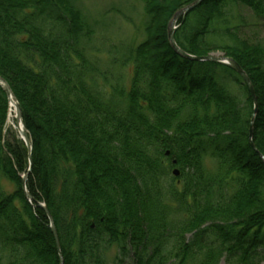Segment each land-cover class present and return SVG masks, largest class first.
Masks as SVG:
<instances>
[{
    "label": "trees",
    "instance_id": "obj_1",
    "mask_svg": "<svg viewBox=\"0 0 264 264\" xmlns=\"http://www.w3.org/2000/svg\"><path fill=\"white\" fill-rule=\"evenodd\" d=\"M79 1L0 0V77L32 145L29 155L15 133L4 135L0 87V264H61L40 204L63 264H129L130 255L132 264L264 263V40L241 36L233 21L240 7L264 20V0H204L174 35L186 53H223L248 74L256 150L242 79L170 46V21L196 0H134L143 3L145 39L123 59L129 87L112 95L74 51L93 33Z\"/></svg>",
    "mask_w": 264,
    "mask_h": 264
},
{
    "label": "rangeland",
    "instance_id": "obj_2",
    "mask_svg": "<svg viewBox=\"0 0 264 264\" xmlns=\"http://www.w3.org/2000/svg\"><path fill=\"white\" fill-rule=\"evenodd\" d=\"M77 4L88 18L93 30L90 36L81 38L78 45L74 47V51L78 49L83 52L88 60L90 68L88 76H92L109 95L113 94L111 88L118 84L128 88L132 69L130 66L123 65V59L127 58V51L131 46H137L145 39L142 29L145 20L143 3L134 0H80ZM233 21L234 30L237 29V25L241 36L254 42L264 40V20L257 19L248 9L235 8ZM62 29L61 26H56L54 31L56 34H61ZM71 55L76 63L79 62L75 53L71 51ZM213 55L225 56L220 52ZM225 78L232 79L228 76ZM222 83L227 85L233 95L241 94L239 86L232 81L226 80ZM14 128L15 115L13 114L7 121L6 135L9 134L8 132L15 133ZM206 167L210 172H213L215 168L214 161L209 157L206 159ZM116 253L115 247L107 249L105 251L107 261L112 262ZM132 262L133 258L130 255L127 263L132 264ZM221 264L228 263L222 260Z\"/></svg>",
    "mask_w": 264,
    "mask_h": 264
},
{
    "label": "water",
    "instance_id": "obj_3",
    "mask_svg": "<svg viewBox=\"0 0 264 264\" xmlns=\"http://www.w3.org/2000/svg\"><path fill=\"white\" fill-rule=\"evenodd\" d=\"M203 0H197L196 2H194L193 4H191L190 6L184 8L183 10H181L180 12H178L174 18L172 19V21L170 22L169 24V28H168V39H169V42H170V45L171 47L173 48V50L182 58L184 59H187V60H190V61H194V62H211V63H216V64H220V65H225L229 68H231L232 70H234L237 74H239L243 81L245 82L246 86L248 87L250 93H251V96L253 98V101H254V105H255V112H254V115L252 117V121H251V126H250V142H251V145L254 147V144H253V129H254V122H255V118L257 116V113H258V105H257V99H256V94H255V89H254V86L251 82V80L249 79L248 75L244 72V70L233 60V59H230L228 57H216V56H208V57H195V56H192V55H189L188 53L184 52L182 49H180L174 39V33H175V30L177 29L176 27V24L177 22L179 21V19H184L191 11H193L196 7H198L201 3H202ZM0 86L5 90V92L8 94V95H11V91H10V87L8 86V84L2 79L0 78ZM17 121L18 123H22V114L20 112V110L18 109V116H17ZM22 139L24 140L28 150H29V153H31V150H32V147H31V143L28 139V136L26 134V131L25 129H23L22 131ZM255 148V147H254ZM263 161H264V157L261 156ZM178 171H175V175H178ZM26 179H27V176L24 177L23 179V189L25 190L27 196L32 199L30 197V195L28 194V192L26 191ZM49 219H50V222H51V231L54 235V238L56 240V244H57V247L59 248V241H58V235H57V232H56V229H55V226H54V223H53V220L49 214V212L45 209ZM61 264H63V261L61 260Z\"/></svg>",
    "mask_w": 264,
    "mask_h": 264
},
{
    "label": "bare ground",
    "instance_id": "obj_4",
    "mask_svg": "<svg viewBox=\"0 0 264 264\" xmlns=\"http://www.w3.org/2000/svg\"><path fill=\"white\" fill-rule=\"evenodd\" d=\"M9 107H10V112H11V114H13V112H14L15 109H16V101H15L14 98H12ZM22 130H23V128L21 127V125H19V127H18V131H19L20 134L22 133Z\"/></svg>",
    "mask_w": 264,
    "mask_h": 264
}]
</instances>
